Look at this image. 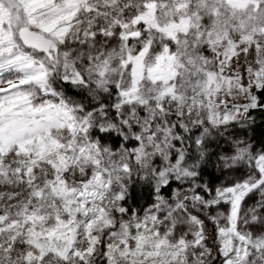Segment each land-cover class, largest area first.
Returning <instances> with one entry per match:
<instances>
[{
    "label": "snow or ice",
    "instance_id": "6c2138e0",
    "mask_svg": "<svg viewBox=\"0 0 264 264\" xmlns=\"http://www.w3.org/2000/svg\"><path fill=\"white\" fill-rule=\"evenodd\" d=\"M264 0H0V264H264Z\"/></svg>",
    "mask_w": 264,
    "mask_h": 264
},
{
    "label": "trees",
    "instance_id": "16d2710c",
    "mask_svg": "<svg viewBox=\"0 0 264 264\" xmlns=\"http://www.w3.org/2000/svg\"><path fill=\"white\" fill-rule=\"evenodd\" d=\"M256 115V122H257V125L259 126V128L261 130H264V117H262L261 115L259 114H255Z\"/></svg>",
    "mask_w": 264,
    "mask_h": 264
}]
</instances>
